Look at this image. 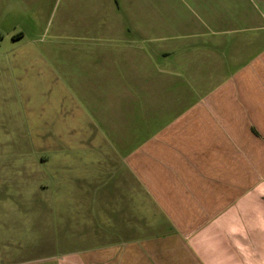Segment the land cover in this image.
<instances>
[{"label":"crops","instance_id":"0c3cea01","mask_svg":"<svg viewBox=\"0 0 264 264\" xmlns=\"http://www.w3.org/2000/svg\"><path fill=\"white\" fill-rule=\"evenodd\" d=\"M102 1L42 186L65 264H264V0Z\"/></svg>","mask_w":264,"mask_h":264},{"label":"rangeland","instance_id":"374dc122","mask_svg":"<svg viewBox=\"0 0 264 264\" xmlns=\"http://www.w3.org/2000/svg\"><path fill=\"white\" fill-rule=\"evenodd\" d=\"M103 4L0 0V264H65L70 258L56 244L70 241L54 228L65 223L54 222L56 202L70 198L51 188L54 136L69 144L82 135L65 113L74 93L64 78L71 73L78 84L94 46L116 39L102 27L117 26L122 17ZM56 62L65 71L61 77ZM71 145L82 153L75 141ZM58 210L66 220L70 208L60 204Z\"/></svg>","mask_w":264,"mask_h":264}]
</instances>
